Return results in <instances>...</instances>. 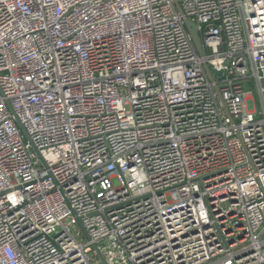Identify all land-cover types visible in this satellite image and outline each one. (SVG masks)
Listing matches in <instances>:
<instances>
[{
  "label": "built area",
  "instance_id": "1",
  "mask_svg": "<svg viewBox=\"0 0 264 264\" xmlns=\"http://www.w3.org/2000/svg\"><path fill=\"white\" fill-rule=\"evenodd\" d=\"M94 246L264 264V0H0V264Z\"/></svg>",
  "mask_w": 264,
  "mask_h": 264
},
{
  "label": "water",
  "instance_id": "2",
  "mask_svg": "<svg viewBox=\"0 0 264 264\" xmlns=\"http://www.w3.org/2000/svg\"><path fill=\"white\" fill-rule=\"evenodd\" d=\"M186 26H187V29L189 30V32H190V34L192 36V39L194 41V44H195V46L197 48L198 53L200 55H203V49H202L201 40H200V37H199V34H198V26H197V24L194 23L193 21L189 20V19H186ZM217 73H220V72H217ZM17 122H18L20 128L22 129L23 133L26 135L27 138H29L26 129L24 128L22 123L19 121V119H17ZM35 150H36L37 153H39V151L37 149H35ZM94 249L97 251L101 263L102 264H107L96 246H94Z\"/></svg>",
  "mask_w": 264,
  "mask_h": 264
}]
</instances>
